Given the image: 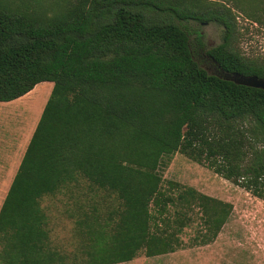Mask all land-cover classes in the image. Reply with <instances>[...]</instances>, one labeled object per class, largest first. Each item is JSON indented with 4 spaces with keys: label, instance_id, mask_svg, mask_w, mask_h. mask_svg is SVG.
I'll return each instance as SVG.
<instances>
[{
    "label": "trees",
    "instance_id": "16d2710c",
    "mask_svg": "<svg viewBox=\"0 0 264 264\" xmlns=\"http://www.w3.org/2000/svg\"><path fill=\"white\" fill-rule=\"evenodd\" d=\"M239 16L264 30V0H0V102L54 84L0 209V264L173 253L196 210L191 245L213 243L233 205L165 187L161 160L178 152L264 199V91L202 68L183 26L220 24L223 43L207 55L264 79V63L236 48ZM80 177L120 203L82 214L84 260L70 262L52 247L42 200Z\"/></svg>",
    "mask_w": 264,
    "mask_h": 264
},
{
    "label": "rangeland",
    "instance_id": "374dc122",
    "mask_svg": "<svg viewBox=\"0 0 264 264\" xmlns=\"http://www.w3.org/2000/svg\"><path fill=\"white\" fill-rule=\"evenodd\" d=\"M237 23L239 31L236 48L245 57L264 63V30L241 16ZM183 26L191 33L197 62L207 69L209 65L204 62L203 53L223 43V26L216 22L196 21L185 22ZM199 38L204 44L203 47L199 45ZM209 73L217 75L214 71ZM51 85L52 82L37 85L35 93L25 103L26 108L29 110L35 105L43 107L45 99H49ZM29 111L25 110L28 123L36 119H33L35 114ZM158 171L163 177L165 187L167 182L172 181L233 205V212L219 236L206 246L191 245L201 223L196 210L193 223L180 236L184 246L173 252L183 256L171 263L264 264V199L223 178L208 165L197 163L180 152L164 156ZM9 184V181H0V206L4 202ZM119 203L115 195L99 190L82 177L77 182L68 184L61 192L45 197L42 206L48 217L52 247L69 255L70 262L75 257L80 262L83 261L84 255L80 250L85 241L78 225L82 214L95 207L102 210L114 209Z\"/></svg>",
    "mask_w": 264,
    "mask_h": 264
},
{
    "label": "crops",
    "instance_id": "0c3cea01",
    "mask_svg": "<svg viewBox=\"0 0 264 264\" xmlns=\"http://www.w3.org/2000/svg\"><path fill=\"white\" fill-rule=\"evenodd\" d=\"M53 87L54 84L52 83L49 87V97ZM36 89L14 101L0 102V181L10 182L7 193L18 173L22 160L48 101V99H45V105L40 108L36 105L31 106L29 111L26 108L25 103L28 101V98L35 93ZM24 109L34 113L35 115H33V119H36L28 123L25 119L26 112ZM182 256L183 255L179 253H167L154 256L140 253L134 260L119 264H174L171 262H175Z\"/></svg>",
    "mask_w": 264,
    "mask_h": 264
},
{
    "label": "water",
    "instance_id": "95a60500",
    "mask_svg": "<svg viewBox=\"0 0 264 264\" xmlns=\"http://www.w3.org/2000/svg\"><path fill=\"white\" fill-rule=\"evenodd\" d=\"M215 63L220 68L221 73L217 74V75L216 74H213V75H215V76H217V77H219L225 81L233 82L237 85L261 89L264 91V79L259 78L258 76H255V75L246 76V75L240 74L238 72H226L225 70H223L220 67V65L216 61H215Z\"/></svg>",
    "mask_w": 264,
    "mask_h": 264
},
{
    "label": "flooded vegetation",
    "instance_id": "af4514ba",
    "mask_svg": "<svg viewBox=\"0 0 264 264\" xmlns=\"http://www.w3.org/2000/svg\"><path fill=\"white\" fill-rule=\"evenodd\" d=\"M203 58H204V62L206 64H208L209 66L207 67V71H214L217 74L221 73L220 68L218 67V65L215 63V61L213 60V58H211L209 55H207L206 51H204L203 53Z\"/></svg>",
    "mask_w": 264,
    "mask_h": 264
}]
</instances>
